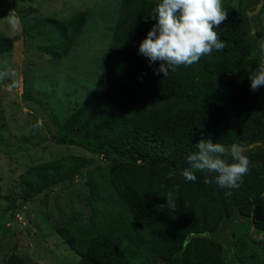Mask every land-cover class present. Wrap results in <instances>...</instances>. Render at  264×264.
<instances>
[{
  "label": "trees",
  "instance_id": "obj_1",
  "mask_svg": "<svg viewBox=\"0 0 264 264\" xmlns=\"http://www.w3.org/2000/svg\"><path fill=\"white\" fill-rule=\"evenodd\" d=\"M159 2L122 0L105 53L154 81L158 90L142 104L148 107L146 113L117 145L97 140L95 131L87 134L77 129L79 125L73 127L78 143L104 161L71 155L35 165L20 175L21 201L80 177L87 189L88 221L80 224L78 215L54 226L78 256V264H245L236 253L242 238L252 234L264 249V220L252 218L255 206L264 210V86L254 92L249 79L264 59L259 49L264 28L252 20L251 34L246 15L259 0L250 6L240 0L238 8L225 10L227 19L215 29L225 44L222 50L167 76L154 74L159 62L150 67L139 53L158 22L153 9ZM75 19L73 26L40 18L28 31L46 43L53 45L54 40L51 55L60 59L81 33L85 14ZM18 40L19 36L0 32V55L9 53ZM122 114L114 113L108 120L115 126L121 118H132ZM202 139L226 147L255 145L244 151L252 165L239 187L221 188L215 174H210L211 184L204 183L203 173H197L195 182L184 179L186 158L198 151L195 144ZM227 159L233 162L230 155ZM169 191L175 195V211L159 208L166 205ZM11 202L17 209L16 200ZM0 264L25 263L12 249Z\"/></svg>",
  "mask_w": 264,
  "mask_h": 264
},
{
  "label": "rangeland",
  "instance_id": "obj_2",
  "mask_svg": "<svg viewBox=\"0 0 264 264\" xmlns=\"http://www.w3.org/2000/svg\"><path fill=\"white\" fill-rule=\"evenodd\" d=\"M253 1L244 0L243 5ZM121 3L0 0V32L19 36L12 50L0 55V71L14 72L0 79V263L14 249L25 264H78V256L63 243L54 226L78 215L80 224L88 221L87 189L80 177L23 203L20 175L35 165L71 155L99 158L101 163L102 155L95 156L78 143L73 127L79 125L77 129L87 134L95 131L97 140L117 145L146 113L148 107L142 104L157 94L154 81L105 54ZM239 5L240 0H222L224 10ZM10 12L20 20L15 29L6 19ZM80 13L86 19L81 33L68 55L60 59L51 55L54 40L53 45L46 43L28 31L40 18L71 24ZM252 20L264 28V3L250 17L254 26ZM114 113L132 118L129 122L121 118L114 126L108 120ZM12 200L17 209H12ZM254 240L252 234L242 238L236 253L245 264H264V249Z\"/></svg>",
  "mask_w": 264,
  "mask_h": 264
},
{
  "label": "clouds",
  "instance_id": "obj_3",
  "mask_svg": "<svg viewBox=\"0 0 264 264\" xmlns=\"http://www.w3.org/2000/svg\"><path fill=\"white\" fill-rule=\"evenodd\" d=\"M153 13L158 22L141 42L139 53L148 59L150 67L159 62V68H154L156 75L167 76L169 71L191 66L225 47L215 31L228 17V12L222 10V0H160ZM6 19L13 29L20 23L13 12ZM259 49L264 53V41L260 42ZM10 74L14 75L10 69L0 71V79ZM249 79L254 92L264 86V64L259 65ZM195 147L198 151L187 156L189 167L182 173L186 181L195 182L197 173H203L204 183L211 184L210 174H215V183L221 188H237L251 170L252 161L240 145L226 147L211 139H202ZM229 155L231 163L227 159ZM165 198L166 205L159 208L175 211L174 193L169 191Z\"/></svg>",
  "mask_w": 264,
  "mask_h": 264
},
{
  "label": "water",
  "instance_id": "obj_4",
  "mask_svg": "<svg viewBox=\"0 0 264 264\" xmlns=\"http://www.w3.org/2000/svg\"><path fill=\"white\" fill-rule=\"evenodd\" d=\"M264 3V0H259V2L257 3L255 9L252 11V12H246V15L248 17V20H249V23H250V27H251V31L250 33L253 34L254 33V28H253V25L252 23L250 22V17H252L253 15H256L260 8L262 7V4ZM252 15V16H251ZM264 64V59H263V62ZM256 145H259V143H256ZM255 145L254 144H251L247 147H243L244 151H247L249 149H252ZM263 217H264V210L259 206H255L254 207V211H253V215H252V218L255 222H261L263 220Z\"/></svg>",
  "mask_w": 264,
  "mask_h": 264
}]
</instances>
